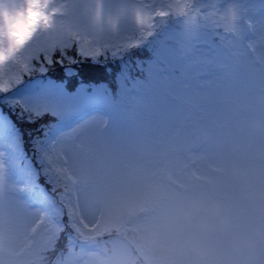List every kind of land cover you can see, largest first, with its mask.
Here are the masks:
<instances>
[{
  "label": "rangeland",
  "instance_id": "1",
  "mask_svg": "<svg viewBox=\"0 0 264 264\" xmlns=\"http://www.w3.org/2000/svg\"><path fill=\"white\" fill-rule=\"evenodd\" d=\"M222 1L200 0L194 6L195 0H190L189 13L197 19L173 14L174 19L167 21L161 34L177 40V49L170 55L192 65L185 88L187 99L170 94L168 106L145 121L131 151L112 133L98 130L87 141L86 155L67 141L68 163L76 177L82 167L96 171L115 166L120 181L101 205L93 182L87 177L79 179L83 182L79 193L84 218L94 223L103 216L110 224L104 231L117 229L136 243L143 235L154 234L160 246L150 249L158 264L166 247L174 249L176 264H187L191 240L214 239L220 255H227L236 236L264 230V57L249 56L235 41L229 47L226 28H231V21L218 12ZM19 2L0 0V17ZM242 2L257 6L264 0H234L237 12ZM170 4L179 6L180 0H155L154 8L167 9ZM205 9L214 15L206 18ZM7 23L13 30L17 18L13 16ZM138 38L134 21L128 18L120 34L107 43L115 47ZM48 46V38L41 34L30 48ZM168 74L171 80L174 73ZM12 93L24 96L19 89ZM5 125L12 127L0 109L3 138ZM14 158L10 152L6 160L11 165V180H16ZM190 193L200 194V200L195 208L182 209L181 202ZM50 201L43 198L37 205L48 207ZM142 207L148 209L146 215H138ZM11 211L19 213L20 209L12 207ZM185 211L191 215L185 216ZM221 215L234 225L229 238L219 235ZM109 244L108 252L115 254L119 264H141L125 239L115 238ZM101 249L105 247L101 245ZM88 253L93 252L80 256ZM253 255L256 264H264V248ZM80 256L74 258L76 264Z\"/></svg>",
  "mask_w": 264,
  "mask_h": 264
},
{
  "label": "snow or ice",
  "instance_id": "2",
  "mask_svg": "<svg viewBox=\"0 0 264 264\" xmlns=\"http://www.w3.org/2000/svg\"><path fill=\"white\" fill-rule=\"evenodd\" d=\"M53 3L20 0L0 17V107L18 108L27 123L39 124L29 134L38 154L35 163L21 151L22 136L14 128L5 125L7 138L0 137V236L6 227L20 228L25 217L31 228L47 224L49 250L55 251L61 239L68 245V254L57 264H76V242L95 238L109 222L101 216L103 223H89L78 194L56 196L53 188L48 207L27 201L25 195L41 175L50 185L54 178L75 182L87 177L95 186L98 202H107L120 184L117 168L92 171L82 167L76 177L68 163L67 141L86 155L87 141L98 130L112 133L131 151L145 121L168 106L170 94L187 99L185 88L192 65L170 55L177 49V40L161 33L173 14L189 20L198 16L190 15V0L155 10H150L155 0H63L56 7ZM13 16L17 24L28 21L23 41L7 23ZM57 17L61 19L57 21ZM128 18L134 21L139 38L115 47L107 43L120 34ZM41 34L48 38L49 46L30 48ZM259 41L264 44V31ZM133 50L147 59L117 66ZM169 72L174 73L171 80ZM14 89L21 90L23 98L10 97ZM10 152L15 154L12 164L23 179H10L11 165L6 162ZM12 207L23 209L24 215L14 213Z\"/></svg>",
  "mask_w": 264,
  "mask_h": 264
},
{
  "label": "clouds",
  "instance_id": "3",
  "mask_svg": "<svg viewBox=\"0 0 264 264\" xmlns=\"http://www.w3.org/2000/svg\"><path fill=\"white\" fill-rule=\"evenodd\" d=\"M62 2L63 0H54L52 6L56 7ZM150 10H155V8ZM256 11L259 19L254 18L248 12L239 13L234 6L229 5L223 9V18L231 21V28H226L230 34V48L231 41H235L254 57H264V44L257 36L258 31L259 33L264 31V6ZM204 15L208 18L214 14L205 9ZM56 19L59 21L61 17ZM27 23L26 20L23 24H17L13 29L19 41H23L26 37ZM82 183L80 180L74 182L67 178H54L51 188L55 189L56 196L77 195ZM199 200L200 194L190 193L181 202V208L191 210L197 206ZM20 213L24 215V210L20 209ZM184 215H191V211H185ZM220 224V237H231L233 223L221 215ZM48 232L47 224L31 228L27 217L18 229L6 227L3 235L0 236V264H49L50 237ZM141 242L146 247L160 246L158 238L152 233L143 235ZM261 248H264V230L244 232L236 236L232 242V249L227 255H220L214 239H194L188 242L187 264H256L253 254ZM77 264H119V261L114 253L105 250L80 256ZM160 264H176L172 247L162 250Z\"/></svg>",
  "mask_w": 264,
  "mask_h": 264
},
{
  "label": "bare ground",
  "instance_id": "4",
  "mask_svg": "<svg viewBox=\"0 0 264 264\" xmlns=\"http://www.w3.org/2000/svg\"><path fill=\"white\" fill-rule=\"evenodd\" d=\"M112 215H113V213H110V214H109V216H112Z\"/></svg>",
  "mask_w": 264,
  "mask_h": 264
}]
</instances>
